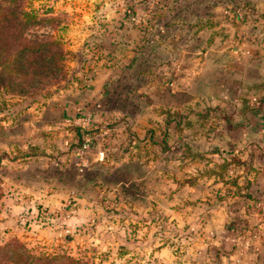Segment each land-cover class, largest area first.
<instances>
[{
	"label": "crops",
	"instance_id": "1",
	"mask_svg": "<svg viewBox=\"0 0 264 264\" xmlns=\"http://www.w3.org/2000/svg\"><path fill=\"white\" fill-rule=\"evenodd\" d=\"M202 6L219 7L216 0L110 4L100 22H93L96 37L76 52L80 60L71 95L29 104L13 117L0 115V180L7 184L1 191L0 237L15 234L28 243L56 246L60 236L72 241L86 228L93 240L106 233L104 229H122L119 245L136 243L139 263L145 255L138 240L145 220L159 214L177 219L183 211V221L190 218L196 234H190L182 254L151 243L152 264H264V235L245 247L239 239L251 231L248 213L254 207L248 197L254 191L245 187L249 181L253 185L256 175L240 176L236 185L225 182L232 177L223 175L225 160L217 137L231 128L220 110L201 109L218 101L215 81L204 83L200 74L215 68L228 47L231 57L240 49L233 47L234 35L223 42L211 30L223 23L218 15L207 20L210 34L201 32L197 27L201 18L195 22L191 15ZM133 15L139 23L131 21ZM136 75L144 79L141 89L146 94L137 91L139 95L126 101L135 104V110L110 111L107 103L113 89ZM84 118L89 119L84 127L74 123ZM203 119L211 120L206 131L214 143L208 144L205 154L213 159L187 158L184 166L196 169L177 175V142L200 154L192 144L201 133L192 127ZM85 139L90 147L81 155ZM68 210L63 227L70 235L57 221L38 223L43 213L63 215Z\"/></svg>",
	"mask_w": 264,
	"mask_h": 264
},
{
	"label": "rangeland",
	"instance_id": "2",
	"mask_svg": "<svg viewBox=\"0 0 264 264\" xmlns=\"http://www.w3.org/2000/svg\"><path fill=\"white\" fill-rule=\"evenodd\" d=\"M118 1L29 0L28 7L35 10L43 20L37 25L30 24L25 32V37L32 43L59 42V48L51 47L48 52L43 53L44 57L47 58L55 56V67L49 68L48 70L51 73L49 72L37 84L35 82L25 93L10 92L1 95L0 115L4 117L5 114V116L11 115L13 117L18 113H22L29 104L40 103L43 99L53 95L70 96L71 87L77 78L76 52L82 48L85 49L89 44L86 41L96 37L93 22H100L103 16L107 14L106 11L109 10L107 7ZM216 3L219 5L217 8L211 7L210 9L207 6L198 8L192 13L191 19L196 22V17L201 18L197 27L203 34L209 35L210 29L207 20L210 15H218L219 18H222L223 23L218 25L217 29L213 28L211 30L216 32L219 37L221 36L223 42L234 35L233 38L237 44L234 43L233 47L240 50L236 51L238 55L231 57L228 53L231 52L232 47H228V53L218 61L215 68H209L200 74V79L204 83L215 81V100L218 101L215 106L211 103L203 104L201 109L205 113L220 110L228 119L227 122L231 128L230 133L223 137H217L218 140H221L219 144L222 145L221 154L223 160H225L224 163L230 164L231 157H237L239 161L246 163L247 166L252 163V168L256 169L248 174L254 175L257 172L256 180L251 185L254 195L250 201L255 206L248 213V216L253 220L251 231L246 237L239 238L241 244L245 247L247 242L255 241L256 243L264 235V0H216ZM100 27L98 26V28ZM46 65H49V63H46ZM178 67H175L172 71L171 84L177 76L173 75L176 74ZM143 84L144 79L140 80L139 77H133L127 83L122 82L121 86L119 85L113 89L107 108L113 112L134 111L135 104L126 101L130 97L134 98L139 95L137 91L142 92ZM143 90L146 92L145 88ZM193 110L191 109V111ZM196 110L195 108L194 112ZM210 121L209 119H203L192 127L201 133L199 141L192 144L193 148L197 147L201 151L200 154L191 150L187 151L186 147L183 148L181 142H177V147L180 148L176 159L177 175L183 174L184 171L196 169L195 166H184V160L187 158L197 155L200 160L213 159L212 155L205 154L208 144L214 143L212 136L209 135V130L206 131V126H209ZM198 124L201 127H198ZM203 131H206L204 132L205 135H203ZM187 133L188 135L191 134L190 132ZM182 143L185 144V141H182ZM11 157L14 156L11 155ZM163 170L165 171L161 168V171ZM229 174H232L231 176L235 178L240 174L245 176V170L227 167L223 171V175L228 176ZM5 184L3 180H0V201L1 191L6 188ZM160 211H163V214L166 213L164 209ZM68 212L70 211L63 212L61 221L68 219ZM180 214L181 217L177 219L159 214L157 217L149 216L145 220L144 229L140 234V239H138L143 243L145 250L142 249L144 251L141 252L145 255L142 256V262L139 263L136 258L140 256L133 249L136 243L119 245V238L124 236L121 232L122 229L116 231L104 229L106 233L101 232L98 238L93 240L94 236L90 237L92 235L91 230L86 228L78 236L75 233V238L72 241L68 240L69 242L66 241L64 236H60L56 246L44 242L28 243L15 234L2 235L0 237V248L8 242L18 240L34 255L63 254L62 252H64V255H70L78 260V264H152L150 260L151 250L153 249L151 243L160 248L166 246L172 251H181L180 254H182V249L186 245L189 236H191L190 234H196V231L194 232V229L190 228V218L188 222H184L183 211ZM45 217L42 215L38 223L44 222ZM192 219H196V217H192ZM117 221H119L118 218L113 219L116 224L119 223ZM129 223L131 226L133 225V222L129 221ZM92 228L90 227V229ZM132 234L130 233V235ZM108 235L111 237H108ZM112 241L117 245L113 244ZM121 248L124 250L121 251ZM125 250L128 253L127 256L125 255L126 257L121 255ZM178 259L182 261V256H179ZM174 264L177 263L174 262Z\"/></svg>",
	"mask_w": 264,
	"mask_h": 264
},
{
	"label": "trees",
	"instance_id": "3",
	"mask_svg": "<svg viewBox=\"0 0 264 264\" xmlns=\"http://www.w3.org/2000/svg\"><path fill=\"white\" fill-rule=\"evenodd\" d=\"M28 4L29 0H0V96L10 92L25 93L35 82L37 84L49 74V68L55 67V56L47 58L43 53L48 52L51 47L59 48L60 43L57 41L32 43L25 37L30 24L37 25L43 20L35 10L28 7ZM251 164L247 168L246 163L239 161L237 157H231V163H224L223 169L242 168L245 174H248L256 170ZM240 176L236 178L231 176L232 178L226 179L225 182L236 185V180ZM250 184L251 181L245 188H249ZM248 199L252 200L250 195ZM252 206L254 207V203ZM62 253L37 256L23 243L13 240L0 248V264H78V260Z\"/></svg>",
	"mask_w": 264,
	"mask_h": 264
},
{
	"label": "built area",
	"instance_id": "4",
	"mask_svg": "<svg viewBox=\"0 0 264 264\" xmlns=\"http://www.w3.org/2000/svg\"><path fill=\"white\" fill-rule=\"evenodd\" d=\"M143 1H145V0H134V3H142ZM131 21L134 22V23H139V18L136 15H133V16H131ZM88 122H89L88 118H84V119H80V120H75L74 121V123L76 125H79L81 127H84L85 125H87ZM89 147H90V140L89 139H85L83 144L80 147V154L84 155L85 152L89 149ZM72 202H73L72 199H69L67 201V204L71 206ZM42 215L46 216L44 218V220L57 221V225H58L59 229L63 230L65 232V234H69V232L66 231L64 229V227H63L64 224H63V221H61L62 215H58L57 213H50V214L43 213Z\"/></svg>",
	"mask_w": 264,
	"mask_h": 264
},
{
	"label": "water",
	"instance_id": "5",
	"mask_svg": "<svg viewBox=\"0 0 264 264\" xmlns=\"http://www.w3.org/2000/svg\"><path fill=\"white\" fill-rule=\"evenodd\" d=\"M77 59H78V61H79V60H80V57L78 56V58H77Z\"/></svg>",
	"mask_w": 264,
	"mask_h": 264
}]
</instances>
